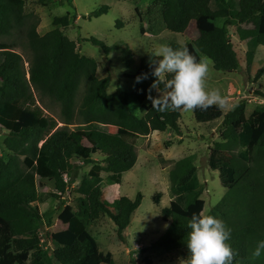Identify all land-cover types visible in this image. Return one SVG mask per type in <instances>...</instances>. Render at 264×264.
I'll list each match as a JSON object with an SVG mask.
<instances>
[{"label": "trees", "instance_id": "obj_1", "mask_svg": "<svg viewBox=\"0 0 264 264\" xmlns=\"http://www.w3.org/2000/svg\"><path fill=\"white\" fill-rule=\"evenodd\" d=\"M68 1L73 5V0ZM25 5L26 0H0V35H22L30 48L26 61L15 42L0 41V126L6 129L5 143L14 153L10 158L0 153V264H117L111 251L100 249L90 226L109 214L124 238L143 194L139 192L135 199L119 197L118 212L113 214L103 198L102 174L109 173L120 184L138 160L139 138L154 131L182 135V108L159 111L145 102L157 79L151 63L154 51L140 60L133 75L142 81L137 98L143 114L138 115L131 107L130 93L120 87L110 93V74L100 76L96 58L82 54L77 42L65 34L73 17L70 12L56 16L55 27L40 34L38 20L28 25L31 15ZM153 6L160 8L165 28L185 33L194 23L197 29L191 41L167 45H186L198 60L202 55L209 57L217 70L241 68L230 36L232 26L252 27L264 35V0H155ZM108 10L109 6H101L91 16ZM144 26L143 33L147 32ZM90 40L108 51L103 41ZM254 55V50L248 52L249 66ZM157 87L168 91L164 84ZM36 93L60 104L65 125L46 112ZM247 106L241 100L225 112L214 103L193 112L200 123L222 120L220 139L209 147L208 164L219 173L227 192L208 214L221 218L231 229L232 264H264V252L258 258L252 256L257 243L264 240V110L248 114ZM76 120L79 125L70 129ZM111 126L119 130L112 131ZM86 165L90 170L78 183L77 173ZM162 170L171 200L161 214L169 229L153 247L186 261L187 222L206 207L196 153ZM51 182L56 191H45ZM68 191L74 201L67 206L68 219L54 221L52 213L36 204L61 199ZM161 198L162 192L153 195L156 204ZM52 223L47 237L56 244L53 251L42 236L44 226ZM144 264L154 261L146 257Z\"/></svg>", "mask_w": 264, "mask_h": 264}, {"label": "rangeland", "instance_id": "obj_2", "mask_svg": "<svg viewBox=\"0 0 264 264\" xmlns=\"http://www.w3.org/2000/svg\"><path fill=\"white\" fill-rule=\"evenodd\" d=\"M155 0H73V5L68 0H26L25 11L30 14L28 25L38 20V32L45 34L55 27L54 18L70 12L71 25L65 34L75 40L82 54L94 57L99 62V75L110 74L111 82L109 92L116 91L119 87L130 93V104L134 112L142 115L137 98V90L141 80L134 77L140 60L147 53L159 49L168 42L185 44L198 35L195 24L192 23L185 33L171 31L164 27L160 16V8L153 6ZM247 3L256 0H245ZM109 6L107 13L91 16L92 12L101 6ZM139 10V12L137 11ZM145 19H141V15ZM74 14L75 17H74ZM152 21V22H150ZM122 23V24H118ZM222 24L223 21H219ZM142 25L146 31L142 32ZM231 40L238 53L241 68L237 71L217 70L209 61V71L205 78V87L208 91H218L219 104L228 112L241 100L248 103L247 112L264 110V35H260L255 28L244 27L236 24L230 29ZM22 37V38H21ZM0 35V41L16 43V50L27 61L30 58L28 41L22 35ZM97 38L108 47L106 52L103 46L93 43L90 38ZM254 50L253 63L249 66L248 52ZM29 67V62H26ZM260 71V75L258 72ZM162 92L158 87L151 86L150 94L145 100L152 104V98L159 97ZM39 104L46 112L60 121V126L65 125L59 103L52 101L48 96L41 97L36 93ZM222 120L205 124L196 120L193 110L182 108L180 125L182 135L170 132L154 131L146 138L137 141L138 160L135 166L124 173L120 184L113 182L109 173L102 174L103 198L110 206L111 212L117 214V199L128 196L135 199L141 192L143 199L134 212L130 226L123 232L124 238L118 234L117 226L109 214H104L90 226L102 251H111L117 264H144L146 257L151 258L154 264H186L173 253L164 249L153 247L163 234L169 229V223L163 220L161 210L169 206L170 196L166 181L163 177V168L172 166L175 161L196 153L199 175L203 184L202 197L206 200L205 215L218 204L224 197L227 189L222 186L219 173L209 167V147L220 139ZM79 125L70 124V129ZM112 131L119 130L111 126ZM0 126V153L10 158L14 153L5 143L7 134ZM86 165L78 171L77 182L80 183L85 174L90 170ZM69 180V177L67 178ZM45 191H56L53 183H49ZM156 192H162L159 204L153 200ZM73 193L68 191L61 199H50L45 203L37 202L41 211L52 213V219L59 217L68 219L71 212L67 206L73 204ZM45 225L43 228L44 244L53 251L56 244L47 237V230L53 228ZM57 264V263H56ZM59 264V263H58Z\"/></svg>", "mask_w": 264, "mask_h": 264}, {"label": "clouds", "instance_id": "obj_3", "mask_svg": "<svg viewBox=\"0 0 264 264\" xmlns=\"http://www.w3.org/2000/svg\"><path fill=\"white\" fill-rule=\"evenodd\" d=\"M151 63L155 65L153 75L157 78L152 87L164 84L168 90L152 98V107L165 110H207L218 104V91H208L205 78L209 71L207 58L199 60L191 54L186 45L173 48L162 45L155 50ZM155 57V58H153ZM170 79H166L169 77ZM141 78L137 77L139 81ZM190 229L187 236L189 256L187 264H232L233 250L228 242L231 229L224 220L214 215L194 213L187 222ZM264 252V240L257 243L252 256L258 258Z\"/></svg>", "mask_w": 264, "mask_h": 264}, {"label": "crops", "instance_id": "obj_4", "mask_svg": "<svg viewBox=\"0 0 264 264\" xmlns=\"http://www.w3.org/2000/svg\"><path fill=\"white\" fill-rule=\"evenodd\" d=\"M4 129V128H3ZM6 133V129L3 130ZM46 190V189H45ZM53 199V198H52ZM50 200V199H49ZM48 201V200H47ZM46 202V201H45Z\"/></svg>", "mask_w": 264, "mask_h": 264}]
</instances>
